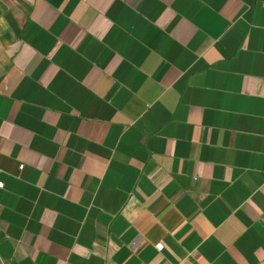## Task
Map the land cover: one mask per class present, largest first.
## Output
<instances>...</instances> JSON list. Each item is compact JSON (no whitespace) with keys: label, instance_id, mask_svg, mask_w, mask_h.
I'll return each mask as SVG.
<instances>
[{"label":"crops","instance_id":"0c3cea01","mask_svg":"<svg viewBox=\"0 0 264 264\" xmlns=\"http://www.w3.org/2000/svg\"><path fill=\"white\" fill-rule=\"evenodd\" d=\"M0 184V264H264V0H0Z\"/></svg>","mask_w":264,"mask_h":264},{"label":"built area","instance_id":"2783aa9c","mask_svg":"<svg viewBox=\"0 0 264 264\" xmlns=\"http://www.w3.org/2000/svg\"><path fill=\"white\" fill-rule=\"evenodd\" d=\"M0 185H1V184H0ZM157 249H158V250H160V249H161V246H160V245H158V246H157Z\"/></svg>","mask_w":264,"mask_h":264}]
</instances>
